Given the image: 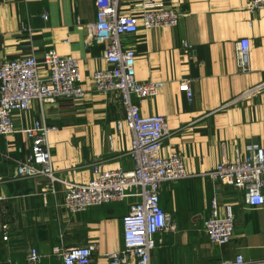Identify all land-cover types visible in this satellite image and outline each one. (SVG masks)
<instances>
[{
  "label": "crops",
  "instance_id": "crops-1",
  "mask_svg": "<svg viewBox=\"0 0 264 264\" xmlns=\"http://www.w3.org/2000/svg\"><path fill=\"white\" fill-rule=\"evenodd\" d=\"M143 1L119 0V12L135 15ZM158 1L183 12L179 24L139 27L122 36L121 44L135 51L137 80L164 82L155 97L137 103L144 116H165L169 133L162 153L181 156L185 170L193 175L161 185L160 204L175 230L161 237L150 264H196L191 256L197 251L212 262L236 254L246 260L264 259V206L250 208L243 194L226 181L201 175L216 168L222 156L234 160L250 146L264 149V92L222 108L264 81V9L249 11L248 0ZM94 21L93 0H0V64L30 55L40 59L54 50L78 60L85 90L81 99L33 100L24 111L14 112V132L0 134V264H28L30 248L43 256L40 264H60L52 254L54 247L91 242L97 246L94 264H106L105 253L122 246L121 217L134 199L71 213L63 206L62 184L54 183L51 190L43 175L15 174L16 165L30 153L31 142L22 131L35 122L55 127L48 133L52 167L66 181L87 183L93 165L105 171L133 169L130 132L125 125L116 128L124 115L120 99L92 88V74L111 67L104 45L95 43L88 30ZM241 38L250 42L247 73L236 66ZM37 72L45 76L46 66L39 64ZM212 198L220 214L226 205L233 207L235 228L228 244H212L211 252L204 253L197 243L201 231L193 224L209 216Z\"/></svg>",
  "mask_w": 264,
  "mask_h": 264
},
{
  "label": "built area",
  "instance_id": "built-area-1",
  "mask_svg": "<svg viewBox=\"0 0 264 264\" xmlns=\"http://www.w3.org/2000/svg\"><path fill=\"white\" fill-rule=\"evenodd\" d=\"M93 2L95 21L88 25V30L95 43L104 45V57L111 67L92 74V88L103 95L116 94L120 99L124 115L116 121V128L125 125L130 132L129 155L134 167L129 171H105L93 165L92 176L87 183L66 181L52 167L48 133L55 127L35 122L22 131L31 142L30 153L25 161L16 165L15 174L21 177L43 175L48 178L51 190L54 183L62 184L63 206L71 213L127 198L134 199L121 217L122 246L104 256L106 264H150V254L161 237L175 230L168 213L160 204L161 185L193 174L187 173L181 156L162 153L163 139L169 133L165 116L141 114L137 100L155 97L164 82L137 80L135 51L123 48L121 37L135 33L139 27H175L183 12L176 6L166 7L158 0H144L135 15H125L119 12V0ZM247 9L251 12L264 9V0H248ZM184 46L190 48L188 44ZM249 50L248 38L237 41L235 60L240 73L250 71ZM189 51V54L192 53ZM39 64L46 66L45 76L38 74ZM185 82L187 99L191 101L189 80ZM261 92H264V81L225 102L222 108ZM84 95L78 60L70 55L48 50L40 59L30 55L4 60L0 64V134L7 136L14 132V112L24 111L33 100L45 103L59 98L81 99ZM201 175L211 180L226 181L227 185L243 194L250 208L264 206V149L259 146H250L243 156L234 160L222 156L216 168ZM234 228L233 207L226 205L224 214H220L217 200L212 198L209 216L202 223L208 240L218 246L226 245L233 237ZM3 239H7L6 234H3ZM96 247L94 242L54 247L52 254L60 264H94ZM42 258L36 248H30L26 261L28 264H40ZM208 264H264V259L246 260L241 254H236L233 258Z\"/></svg>",
  "mask_w": 264,
  "mask_h": 264
},
{
  "label": "rangeland",
  "instance_id": "rangeland-1",
  "mask_svg": "<svg viewBox=\"0 0 264 264\" xmlns=\"http://www.w3.org/2000/svg\"><path fill=\"white\" fill-rule=\"evenodd\" d=\"M202 223H203V219L200 220L198 222V220H194V224L193 226H195L196 228H198V231H201L197 238V243L199 244L200 248H203L204 253L206 250V253H210L211 248L213 247V243H211L208 238L206 237V235L204 234L203 230H202ZM213 244V245H212ZM194 255L191 256V260L196 263V264H208L211 261V258L208 256H205L204 254L200 253V252H193Z\"/></svg>",
  "mask_w": 264,
  "mask_h": 264
}]
</instances>
